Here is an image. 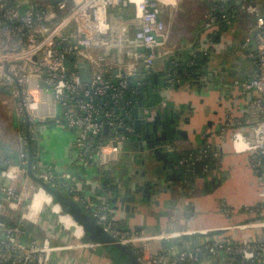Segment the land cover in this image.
I'll return each mask as SVG.
<instances>
[{
  "label": "built area",
  "instance_id": "built-area-1",
  "mask_svg": "<svg viewBox=\"0 0 264 264\" xmlns=\"http://www.w3.org/2000/svg\"><path fill=\"white\" fill-rule=\"evenodd\" d=\"M207 1L215 8L211 4L204 16L205 29H212L217 19L228 23L239 14L250 22L252 39L238 42L241 45L236 52L252 67L244 79L234 81L240 92L249 96L247 126L246 132L233 135L231 148L235 154L248 153L264 196V12L260 0ZM159 3L54 0L34 7L17 0H0V86L9 90L15 99V111L28 121V131L24 128L20 134L18 160L3 161L9 183L0 184V264H77L79 258L69 252L82 253L87 247L73 237L74 226L63 219L68 215L60 208L59 212L51 211L57 237L52 238L47 230L43 237L35 236L28 229V225L45 226L44 213L49 204L35 201L40 192L50 197L27 175L28 166L49 186L64 190L143 264H264V236L260 231L264 219L236 225L254 229L255 235L249 237L211 232L193 240L185 238V232L172 231L166 237L154 233L138 242V231L116 218L109 201L85 196L87 185H77L78 175L68 170L58 174L50 166L41 169L38 165L34 142L37 124L44 119H53L74 131L72 149L77 169L105 167L104 178L108 179L114 177L116 168L130 164L135 156L131 110L144 75L161 57L156 37L165 25L159 16ZM201 54L207 56L209 50L203 49ZM67 61L72 67L66 65ZM80 62L89 65L88 83L76 70ZM198 80L205 82L206 77L200 74ZM233 121L229 118L226 123L232 125ZM219 155L207 143L180 156L178 165L184 175L206 176L211 160Z\"/></svg>",
  "mask_w": 264,
  "mask_h": 264
},
{
  "label": "crops",
  "instance_id": "crops-1",
  "mask_svg": "<svg viewBox=\"0 0 264 264\" xmlns=\"http://www.w3.org/2000/svg\"><path fill=\"white\" fill-rule=\"evenodd\" d=\"M43 2L46 0L33 3ZM170 2L175 5L177 0ZM183 9L180 17L166 20L176 23L175 27L157 34L161 57L144 75V84L139 90L141 104L137 96L131 110L135 156L127 163L129 166L121 171L116 168L114 177L108 179L104 178L105 167L89 171L77 169L72 149L75 133L53 119L37 124L34 142L37 162L41 169L50 166L58 174L68 170L78 175L77 185H87L85 196L95 201H109L116 218L125 227L138 231V242L154 233L166 237L172 231L185 232L184 237L193 240L203 239L211 232L242 238L253 236L254 229H240L236 225L264 219L263 184L250 167L248 153L235 154L231 148L233 135L241 130L246 132L247 126L249 96L241 93L234 81L244 79L252 67L249 60L236 52L241 45L238 42L252 39L248 32L250 22L239 14L228 26L215 21L212 29H205L204 16L211 9L207 0H195ZM185 12L189 15L194 12L196 16L184 17ZM238 36L240 40L235 42ZM203 49L209 50V55L204 56L202 72L191 74L187 71L188 64ZM232 55L235 57L231 58ZM200 74L206 77L205 82L198 80ZM135 80L134 77L132 81L135 83ZM7 96L10 95L0 91V184L9 183L3 161L18 160L20 134L25 128L24 117L15 107L6 110ZM136 118L141 119L138 129ZM229 118L234 120L232 125L226 123ZM207 143L220 153L217 160H211L210 173L195 177L184 175L178 165L179 157ZM41 201L50 207L44 213L45 226L28 225V229L35 236L43 237L47 230L52 238L57 237L53 233L51 211L60 209L50 204L49 196L48 200ZM2 209L1 203L0 213ZM63 219L73 224L67 216ZM73 231V237L87 246L82 253H88L69 252L71 256L77 255V264H125L123 260L113 259L115 251L84 241L81 230ZM260 231L264 236V228Z\"/></svg>",
  "mask_w": 264,
  "mask_h": 264
},
{
  "label": "water",
  "instance_id": "water-1",
  "mask_svg": "<svg viewBox=\"0 0 264 264\" xmlns=\"http://www.w3.org/2000/svg\"><path fill=\"white\" fill-rule=\"evenodd\" d=\"M18 1V0H17ZM20 2V1H19ZM21 3V2H20ZM34 7H36V3H31ZM66 65L72 67L70 62H66ZM76 70L80 73L81 79L83 82H89V65L85 62H80ZM0 91H3L9 94V90L3 86H0ZM142 92L138 95V102L141 104ZM134 116H137V109L133 110ZM143 115L141 116V118ZM141 119H135V128L138 129L140 126ZM25 131H28V121H25ZM30 146V141H29ZM31 148V147H30ZM6 167V165H4ZM107 171H105L106 173ZM104 173V174H105ZM27 175L36 183H38L44 191L50 195L51 200L55 199L60 206V209L64 211L71 219L73 223H75L82 232V239L89 243H94L96 245H100L106 250H114L117 257L125 264H143L139 261L137 255L125 245H122L116 238L108 234L101 226H99L89 214H87L79 204L74 202L67 194L62 195L63 193L56 188H52L49 186L47 182L43 179L36 176L30 166L27 167ZM62 193V194H61Z\"/></svg>",
  "mask_w": 264,
  "mask_h": 264
},
{
  "label": "rangeland",
  "instance_id": "rangeland-1",
  "mask_svg": "<svg viewBox=\"0 0 264 264\" xmlns=\"http://www.w3.org/2000/svg\"><path fill=\"white\" fill-rule=\"evenodd\" d=\"M18 1H20L24 5H29V4L33 3L34 1H37V0H18ZM194 1L195 0H177V3H176L177 5L175 4L176 5L175 6L174 2H170V1H166V0H160V3H159V11H160L159 13H160V15L159 16H160L161 20L163 21V23L165 25V28H164L162 34L167 32V30L170 29L171 27H175L176 26V23H171V22L168 23V22H166V20L170 21L169 19L173 18V20H174L176 17H180L182 12H183V11H180V10L183 9V7L186 6V5L190 6ZM53 2H54V0H46V2H43L42 4L53 3ZM260 5H261L262 11L264 12V3L260 2ZM190 10H192V8H190ZM193 13L194 12H191V14L189 15V14H187L185 12L183 14H184V17H187V16L195 17L196 15L195 14L193 15ZM170 17H172V18H170ZM174 30H176V29H174ZM238 37L239 38L234 39L235 42H238L240 40L241 36H238ZM227 55L229 56V53H227ZM234 57H235L234 55L231 56V58H234ZM9 97L7 96V98H6V101H5L6 105L5 106H6V110H10L11 111V110H14L15 103H14L11 95ZM57 189H59V188H57ZM59 190L63 193V194L61 193L62 195H66L64 190H62V189H59ZM51 203L52 204H58L57 200H55V199H52ZM47 208L50 209L49 206H47ZM254 218H257V217H254ZM73 226H74V229L78 230V232L81 230L79 228V226H77L75 223H73Z\"/></svg>",
  "mask_w": 264,
  "mask_h": 264
},
{
  "label": "trees",
  "instance_id": "trees-1",
  "mask_svg": "<svg viewBox=\"0 0 264 264\" xmlns=\"http://www.w3.org/2000/svg\"><path fill=\"white\" fill-rule=\"evenodd\" d=\"M212 4V6H213V8H215L214 7V5H213V3H211ZM210 4V5H211ZM217 14V12L215 11L214 12V15H216ZM232 19V18H231ZM231 19H230V21H231ZM230 21H229V23H227V22H225V21H222L221 19H217V22H220V23H222L224 26H228V25H230ZM204 60H205V57L201 54V53H197L196 55H194L192 58H191V64H188V70L187 71H190L191 72V74H195L196 72H198V73H196V75L197 74H199V72H202L201 70V68H202V66H203V64H204ZM197 69H200V70H197ZM129 98H130V96H129ZM131 100V99H130ZM131 103H133V101L131 100ZM54 206H57L58 208H60V206L58 205V204H53ZM114 251V250H113ZM114 256V255H113ZM115 261H121V259H119L118 257H117V255L116 256H114V258H113Z\"/></svg>",
  "mask_w": 264,
  "mask_h": 264
},
{
  "label": "bare ground",
  "instance_id": "bare-ground-1",
  "mask_svg": "<svg viewBox=\"0 0 264 264\" xmlns=\"http://www.w3.org/2000/svg\"><path fill=\"white\" fill-rule=\"evenodd\" d=\"M44 197V198H43ZM43 199V201L45 200H48V196L47 195H44L42 192H40L37 196H36V201H35V204L38 203V200H41ZM67 218L71 221L70 217L67 216ZM72 222V221H71ZM73 223V222H72Z\"/></svg>",
  "mask_w": 264,
  "mask_h": 264
}]
</instances>
